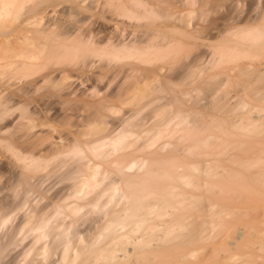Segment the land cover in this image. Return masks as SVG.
Instances as JSON below:
<instances>
[{"label":"bare ground","instance_id":"1","mask_svg":"<svg viewBox=\"0 0 264 264\" xmlns=\"http://www.w3.org/2000/svg\"><path fill=\"white\" fill-rule=\"evenodd\" d=\"M48 1L50 2V0H38L37 5H34L32 0H0V28L4 18L5 22L8 20L6 18H10L8 15L17 14L19 16L23 8L27 11L37 9L34 13L28 12V16L24 19L25 22L28 23L35 19L39 24H43L37 39L27 32L23 33L25 29L22 30L20 33L23 34L15 37L17 39L15 41L20 42L21 46L23 44L26 46L15 47L18 50H14V53L12 51L16 44H13L12 39L7 40L9 42L1 39L0 41H6L7 44L11 41L12 46L10 48L6 42L5 44L0 43L4 45V49L0 46V52L2 49L6 51L9 48L11 52L8 56L0 55V66L14 70L22 69L21 72H27L26 67L29 71L36 68L37 60L68 57L78 53L87 57L89 64L92 65L95 61L94 53L104 47L109 54L119 55L121 49L129 50L135 45L125 46L126 42L121 40L123 39L121 37L126 34L123 30L116 28V25H114V30L119 29L121 31V34L117 31L119 35L116 32L110 35L113 29L104 30L103 35L102 30L99 32L98 28V30L95 29L97 31L95 34L76 25L81 22L84 24L88 18L80 11L77 13L76 8L70 7L68 1H58L50 6L42 7ZM141 3L138 2V4ZM122 4L124 2L120 5L128 10V5ZM122 8L118 9L122 10ZM71 11L72 13L74 11V16H78L79 13L82 16L75 17L76 20L73 17L75 22L63 19V16L68 17ZM252 29L255 31L248 38L250 42L244 41L243 50L239 49L234 52L231 44L225 48L219 46L214 51V61H217L224 52L232 56L237 53L241 54L240 56H255V59L262 62L264 58V18L260 26ZM193 31L195 32L194 29ZM96 35L97 40H95ZM128 35L125 37L126 40L132 42L130 40L134 36L129 35L130 38H127ZM136 40L140 42L138 41L140 38ZM169 40V44L164 47L169 50L161 51L165 44H162L160 39L161 44L137 46L135 48L137 52L132 51V54L139 57L148 53H156L155 55L160 58L172 59L178 53L181 43L174 39ZM252 48L256 50L255 53L251 51ZM108 66L109 64L106 65ZM194 70L192 65L187 67L185 76H191ZM238 70H240L242 81H246L255 74V68L251 67L238 66ZM134 71L135 69H131V73ZM140 75L137 74V76ZM149 81L153 82L155 79ZM207 81L211 79L208 78ZM7 82L10 84L11 80ZM156 82L157 80L155 84H158ZM261 82L264 84L262 77ZM165 84L167 86L165 85L163 89L166 93H170L173 107L166 110L167 112L164 111L150 126L141 129L142 134L139 138H142V141L138 140L141 141L139 144L133 140L136 136L133 135L131 129L117 130L115 128L117 130L115 134H111L114 131L112 130L96 139L83 140L80 137H72L74 138L72 143H68L67 146L61 136H54L52 133L54 137L51 136V139L49 138L47 142L38 146L40 151L49 150L54 153L63 152L66 147V150L76 158L73 175L76 180L70 184V187L74 186V188L71 190L68 186L66 188L70 191L65 190V193L69 192L66 197L74 198L76 202H60L56 205L54 212L56 214L65 212L73 222L82 204L86 202V205L90 204L88 206L93 209L102 206L104 209L102 216L105 215V218L98 222V219L102 218L99 216L101 211L98 210L97 221L94 219L91 227H93L92 224L96 226L95 221L100 225L93 227L95 229L93 234H89L86 240L74 235V244L70 242L68 229L53 227L50 230L52 234L50 248L42 247L44 250L37 254L42 256L36 260L43 262L57 247L59 255L56 250L53 254L55 258L51 257L54 260L53 264H220L222 258L219 257L218 251L222 249L228 253L224 260L230 261L228 259L232 252L240 251L248 253L249 257L251 255L250 259L255 258L256 263L254 264H264V107L262 108V121L233 131L228 125L227 118L217 119L207 112L186 110L183 107V97L180 96L186 92L178 90L176 88L178 84L169 82ZM23 86L25 88L34 87L28 82ZM132 89L140 91L143 97L146 96V91L139 88L137 81ZM251 98V100L258 99V97ZM106 100L97 98V105L104 108ZM247 103L249 102L244 101V104ZM214 109L226 113V108L223 109L222 101L218 98L211 100L208 104L209 112ZM130 116L133 117V114ZM208 116L214 119L208 120ZM126 124L137 125L129 118L126 119ZM44 131L48 134L52 132L51 128L43 129L41 132ZM92 133L96 134L97 129ZM218 137L223 138L227 144L217 153H209V147ZM157 143H159L157 147L150 150ZM85 158L87 161L84 160ZM91 158H97V162L90 164L88 160ZM99 159L103 162L101 163ZM30 164L31 161H28L24 166L29 167ZM101 166H103L102 172L100 171ZM24 182L28 184L29 179L24 178ZM100 185L102 187L98 190ZM92 192L94 194L85 199V196ZM79 200L83 201L79 202ZM108 205L111 206L108 207ZM28 212L24 216L23 226H27L30 230H38L39 233L36 236V241H38L46 234L44 229L49 219L35 210H28ZM4 219L0 215V221ZM222 232L230 236L228 235L225 243L220 244L218 250L216 248L218 245L214 246V240ZM16 234L17 232H14L8 236L9 242L16 238ZM1 241L0 253L9 243ZM223 253L225 252L221 251L222 255ZM233 257L237 258L235 255ZM233 257H231V262ZM34 261L31 262L35 263ZM242 261L243 264L247 263Z\"/></svg>","mask_w":264,"mask_h":264},{"label":"rangeland","instance_id":"2","mask_svg":"<svg viewBox=\"0 0 264 264\" xmlns=\"http://www.w3.org/2000/svg\"><path fill=\"white\" fill-rule=\"evenodd\" d=\"M32 1L34 5H37L38 0ZM58 1H68L70 7L76 8L77 13L80 11L83 16L87 15L88 19L85 23L81 22L83 25L76 23L79 27L86 28L95 34L97 33L95 29L98 28L100 30H97L99 32L102 30L101 33L104 35V30H114L116 25V28L123 30L126 35L130 33L131 37L134 36L130 40L132 42L126 40V35L119 36L123 38L119 40H125V46L135 45L129 50L121 49L119 55L109 54L104 47L94 53L95 61L92 65L89 64L87 57L78 53L68 57L37 60L36 68L29 71L26 67L27 72L0 66V215L3 219L5 218L0 221V241L8 243V236L17 232L16 238L9 242L0 253V264H35L37 262L42 264L45 260L44 264L50 262L53 264L54 260L51 257L56 250L59 255L57 247L43 262L36 260L42 256L37 255L44 250L42 247L50 248L52 243L50 230L53 227L68 229L70 242L74 244V235L86 240L93 234L98 222L105 218V215L102 216L104 214L102 206L93 209L88 206L90 204L86 205V202L82 204L73 222L65 212L60 214L54 212L56 205L60 202H76L74 198L66 197L69 192L65 193L66 189L68 191L69 188L71 190L74 188V186L70 187V184L76 180L73 177L76 158L66 150V147L63 152L58 153L49 150L40 151L38 146L47 142L51 136H61L67 146L68 143H72L74 139L72 137L91 140L112 130L114 131L111 134H115L120 128H127L133 131L136 138L133 136L131 138L133 137L132 139L139 144L142 141V138H139L142 134L141 129L150 126L164 111L167 112L166 110L173 107L170 93H166L163 89L167 82L178 84L176 88L186 92L180 95L183 97V107L186 110L207 112L217 119L227 118L228 125L233 131L262 121L264 84L261 82V77L264 79V58L260 62L259 59H255V56H240L239 53L232 56L222 52L218 60L214 61V51L219 46L225 48L231 44L235 52L245 47L244 41L250 42L248 38L255 31L252 28L260 26L264 18V0H50L42 7L50 6ZM122 2H124L122 5H128V10L126 7L122 8L120 5ZM138 2L142 3L138 4ZM36 10L27 11L23 8L19 16L8 15L10 18L7 16L6 20H8L5 22L4 18L0 28V40L12 39L13 44H16L13 45L14 48L17 46L21 48L26 45L21 46L20 42H16L15 37L27 32L37 39L43 24H39L35 19L28 23L24 21L28 12L34 13ZM71 13L72 11L68 17L63 16V19L75 22L73 20L80 13L76 14L78 16ZM24 29L25 32L20 33ZM119 29L112 30L110 35H114L115 32L117 35L121 34ZM128 36L127 38H130ZM95 37L97 40V35ZM139 38L140 42H137L136 39ZM160 39L162 44H165L161 51L169 50L164 49L169 44V39L181 43L174 58H160L155 55L156 53L139 57L132 54V51L137 52L135 49L137 46L161 44ZM5 42L0 41L3 44ZM12 42L10 41L11 45L7 44L8 47L11 48ZM3 44L0 45L2 48ZM17 48L12 52L14 53ZM3 49L0 52L1 56H8L11 53L7 48L8 53ZM251 51L255 53L256 50L252 48ZM107 64H109L108 67H106ZM191 65L195 69L193 74L185 76L187 67ZM238 66L255 68V74L246 81H242ZM131 69H135L134 73H131ZM137 74L141 75L137 76ZM208 78L211 81H207ZM5 79L9 82L11 80L10 84ZM151 79L157 80L158 84H155V81L148 82ZM22 80L24 81L21 82ZM136 81L139 88L146 91V96L143 97L140 91L132 89ZM26 82L34 87L25 88L23 85ZM251 97H258V99L251 100ZM97 98L107 99L104 108L97 105ZM215 98L222 101L226 113H221L217 109L208 111V104ZM244 101L249 103L244 104ZM160 105L162 106L157 108ZM129 113L133 114V117ZM128 118L137 125H127ZM207 119L214 118L208 116ZM46 128H51L52 132L50 134L41 132ZM96 129L97 133L93 134V130ZM131 138L129 140L133 142ZM158 144L150 150L155 149ZM225 144L227 143L223 138L218 137L211 144L208 152L215 154ZM86 158L85 161H87ZM28 161H31V164L25 167L24 164ZM88 161L93 164L97 162V158H91ZM100 162L102 163L103 160ZM100 171H103V166L100 167ZM24 178L29 179L28 184L24 182ZM68 186L69 188H66ZM101 187L102 185L98 186V190ZM93 194L94 192L86 195L85 199ZM82 201L79 200V202ZM28 210L40 212L49 219L44 229L46 234L38 241L36 236L39 231L23 226L24 216L29 213ZM98 210L101 211L99 216L102 218L98 216L99 221L96 222ZM94 219L96 226L92 224L93 228L91 223ZM221 234L218 235L220 238L216 237L214 240V246L218 245L217 249L230 236L226 232ZM221 251L225 253L222 255ZM247 254L233 251L231 257L235 255L237 258L233 257L231 262V257L227 258L230 261L224 260L228 255L226 251L222 249L218 251L219 257L222 258L220 264H241L242 260L247 262L244 264L256 263L255 258L250 259L251 255L249 257Z\"/></svg>","mask_w":264,"mask_h":264}]
</instances>
